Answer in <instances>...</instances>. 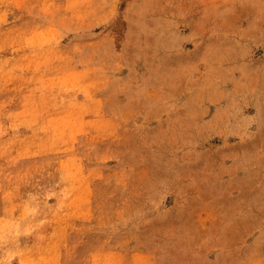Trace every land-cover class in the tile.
Returning <instances> with one entry per match:
<instances>
[{
  "label": "rangeland",
  "instance_id": "374dc122",
  "mask_svg": "<svg viewBox=\"0 0 264 264\" xmlns=\"http://www.w3.org/2000/svg\"><path fill=\"white\" fill-rule=\"evenodd\" d=\"M0 264H264V0H0Z\"/></svg>",
  "mask_w": 264,
  "mask_h": 264
}]
</instances>
